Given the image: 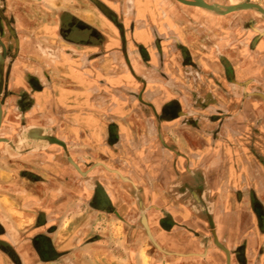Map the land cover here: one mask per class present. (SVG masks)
Returning a JSON list of instances; mask_svg holds the SVG:
<instances>
[{
    "label": "crops",
    "instance_id": "crops-1",
    "mask_svg": "<svg viewBox=\"0 0 264 264\" xmlns=\"http://www.w3.org/2000/svg\"><path fill=\"white\" fill-rule=\"evenodd\" d=\"M21 1L13 15L20 41L11 79L17 106L8 110L7 101L4 111L5 123L21 130L18 144L29 152L13 169L0 158V173L31 177L19 180L15 192L0 180V241L22 264L43 256V242L55 263L83 252L72 250L71 234L65 242L60 237L63 218L86 198L75 178L84 181L56 145L63 143L75 162L101 161L116 173L101 171V193L114 212L136 211V189L146 195V209L154 205L170 216L177 227L164 232L157 223L161 216L148 213L150 231L165 253L156 257L174 258L173 264H225L207 234L209 220L230 264H264V91L249 89L261 79H250L244 61L238 77L217 73L219 15L174 0H99L112 8L113 18L91 0ZM202 27L209 34L205 45ZM204 50L210 53L204 65L211 84L201 89ZM232 56H220L221 66L233 67ZM235 83L242 89H234ZM234 96L241 103L235 105ZM208 100L215 104L208 106ZM186 176L193 177L192 190L181 180ZM186 193L195 196L196 216L187 209ZM142 254L129 247L103 256L107 264H142ZM0 264H9L1 250Z\"/></svg>",
    "mask_w": 264,
    "mask_h": 264
},
{
    "label": "rangeland",
    "instance_id": "rangeland-1",
    "mask_svg": "<svg viewBox=\"0 0 264 264\" xmlns=\"http://www.w3.org/2000/svg\"><path fill=\"white\" fill-rule=\"evenodd\" d=\"M209 1L211 2L210 4L217 5L220 12H223L225 8L229 6L230 4L233 5L236 3L254 4L264 9V0H209ZM25 2L28 4L27 1ZM5 18L8 19V17L6 16ZM2 23L3 22H1V18H0V36L4 38L5 40H7L8 43H14L12 37L8 33L7 28L3 27L5 25L3 23V26H2ZM206 31L207 30H205V28L202 27L203 45H205L206 43H209V36H208L209 34H208V31L207 32ZM262 31H264V20H262V17L258 13H256L255 10H252V11L242 10L236 13L229 14V16L219 15V23H218V31H217V43H218L217 44L218 45L217 73L219 75L225 76L226 70L224 66H221L222 64L220 63L219 57L220 56L225 57V54L227 52L230 53V51H232L233 52L232 59L234 60L232 69H233V73L235 74V77L236 76L238 77L244 74L242 73V71H244L242 70L244 69V66H242V64L245 65L246 63V65L249 66V69H250L249 71L250 79H258V78L261 79L260 81L250 82L249 89L255 90V91H258V89H260L261 91H264V36H262V39H261L262 41L260 40L257 44L252 45L251 43L253 39H255L256 37H259L258 35ZM11 47H13V44H11ZM10 49L11 50L9 51L8 57L5 59V65L3 67L4 72L6 74L9 73L10 69L14 70L15 72V70L17 71V68H18V66L15 65L16 62L14 63V59L16 58L14 47ZM203 52L206 53L209 51L204 50ZM243 61L245 63H243ZM215 86H217L216 88L219 89L221 88L222 85L220 82L217 81V83L214 85V88ZM236 88L240 90L242 89L240 85H235L234 89ZM220 100H222V98L218 99V101L216 102V105L218 104V106H221ZM223 100L224 102L226 101L225 98ZM242 100L243 99L238 96L233 97V103L235 105L241 103ZM247 101L248 99H245V102ZM249 101H250L249 104L251 106L256 105V103L254 102L256 101L255 99L249 98ZM230 102H232L231 99H230ZM259 102L260 103L262 102V104H264V98H259ZM211 103L215 104L213 103V101H209V100L207 101L208 106ZM223 104L225 105L226 103H223ZM203 109H204V104H203ZM205 115L209 117L208 113L207 114L205 113ZM202 118H203L202 119L203 121L207 119L204 117ZM207 120H210V119L208 118ZM4 132L2 131L1 135H4L3 134ZM262 164H264V160H262ZM75 180H76L77 186L81 184L79 179L75 178ZM185 183L186 185H195V183H193L191 179H187ZM91 185H93V188H94L93 181H91ZM9 191L15 192L16 189L12 190L11 188H9ZM85 197L86 198L79 200L77 202V203H80L79 207L83 208L82 211H79L81 208L75 209L72 211L71 214L67 215L69 218H73L72 220H70V222L66 221L67 216L65 215V217L63 218V222L65 223V225L61 226L62 232L60 234L61 238L64 237L63 242L67 240L65 236L67 233L74 236L73 239H75L74 240L75 242L72 245L73 246L72 250L77 249L83 252L77 253L75 257H72V258L69 257L67 259H64L63 261L61 260L60 262L55 263L57 262L58 259L53 256V252L49 249L48 243L43 242V244H45V247L43 246L42 248L43 256L36 257L34 260L32 259L33 257L32 258L30 257L27 260L28 262L30 260V264H64L65 261H67V263L69 264H98V263L107 264L108 263L107 259L103 255H109L110 253H112V254H115V256H117L119 252H121V249L122 250L127 249L129 246L134 248V250L135 248H139L140 250L143 251V254H142L143 263L142 264H173L172 260L174 258L168 260L167 258L162 259L161 256L156 257L154 255V257H152L153 247L149 245L148 240L145 237H143V235H141L140 233H138L139 238L137 237V239L134 242L131 241L132 244H130L129 235L127 236L128 229L124 230L120 222H118L117 220L116 222L114 221V218H113L114 216L112 215L113 211L110 209L101 210V208L98 207V202L99 201L101 202V197L97 196L96 201H94V199L91 200L92 199L91 194H87ZM139 197L144 198V195H139ZM188 204L189 203H187V206L192 211L193 216L194 215L196 216L197 213L192 209L194 205L192 204L188 205ZM16 207L18 208V204H16ZM133 213H136L137 215V211H133ZM102 217H103V221L101 220ZM205 218L208 220V215ZM101 222H103L102 225H101ZM114 223H117V225L115 226ZM208 225H209L208 226V231H209L212 229V225L209 222V220H208ZM117 227L120 230H118ZM115 230H118L120 232V235H121L120 242L115 237V232H116ZM101 239L105 240V242L102 244H101ZM120 243L122 245V248H120L121 247ZM0 245H3L5 247V249H0V250H1V253L4 254L9 264H22L21 260L16 256L14 251H11L7 248L5 242L0 241ZM64 245L65 244H63V246ZM33 246L34 244L31 243L32 248ZM101 248L106 251L104 252L101 251Z\"/></svg>",
    "mask_w": 264,
    "mask_h": 264
},
{
    "label": "water",
    "instance_id": "water-1",
    "mask_svg": "<svg viewBox=\"0 0 264 264\" xmlns=\"http://www.w3.org/2000/svg\"><path fill=\"white\" fill-rule=\"evenodd\" d=\"M174 1L176 3H178L179 5H182L184 7L202 9V10L211 12L215 15H228V14L236 13V12H239L242 10H250V11L255 10L256 13H258L262 17V20H264V9H262L261 7H259L257 5H254V4H243L240 6L238 5V6H235L234 8H231V9L225 8V10L223 12H220L219 8L215 4H209V3L205 4L204 2H198L197 3L196 0H174ZM91 3L94 6H96V8L98 10L103 11L107 15H109V18L114 17L113 16V10L108 5L102 3L99 0H91ZM6 20H7V18L3 17V21L5 22V25L9 31V35L12 37V39L14 41V51L16 54V58L14 59V63H15L17 61V58H19V38H17L15 36V34H13L12 30L10 31V27H9V25L6 24L7 23ZM116 25H118V24H116ZM258 36L259 37H256L255 39H253L251 41L252 45L257 44L262 39V36H264V31L260 32V34ZM0 41H1V39H0ZM0 44H1L0 46H2V49H3L2 50L3 53H0V136L2 134L1 132H2L3 126L6 125L8 127V128H6V132H4L5 138H0V158L4 157V158L8 159L9 166L13 169L15 166L14 160L18 159L21 155H23L29 151L26 148H24L23 146L18 144L17 135L21 132V130L13 127L14 124H12L10 122L5 123V118H6V114L4 111V110H6V107L4 106L5 102L8 101V103L10 102V104H11V105L9 104L8 110H12V109L15 110L14 107L17 106V103H16V100H17L16 89L17 88L16 89L13 88L16 83H15V81L11 80L13 78L12 75L14 73V70L10 69L9 73H7V74L4 72L3 67L5 65V59L8 56H6V50L3 47L1 42H0ZM209 54H210L209 52H206V53L202 52V54H201L202 59L201 58L199 59V62L202 63V65H201L202 70H200V71H202L201 77H202V81H203V83H202L203 86L200 87L201 89H205V88H207V86H209V84H211L209 82V76L206 75V72H205V69H207L208 67L204 65L207 62V60L205 58H207L206 56H210ZM224 68L226 70L225 75L227 77L229 75V77L231 78V76L233 75L235 78V74L233 73V69L230 65L229 66L224 65ZM196 71L200 72L198 67H197ZM192 73H190V71H186L187 76H192ZM213 85H214V83L212 84V86ZM235 85H238V84L235 83ZM19 127L21 128V124ZM43 138L46 139L49 143L52 142L51 137H43ZM56 145H57V147H59V149L63 153L64 159L66 160V162L78 173L81 180L84 181V183L82 185L80 184L79 186L82 187L86 191L85 194L86 195L91 194L92 195L91 200L94 199V201H96L97 196L101 197V202L100 201L98 202V207L103 208L101 210H107V209L112 210L113 211L112 215L121 222L124 230L128 229L127 236L129 235V241H130L129 243L132 244L131 241L134 242L138 237V233H140L141 235H143V237H145L148 240L149 245H151L153 247L152 257H154L155 254H165L164 251L162 250V248L159 246V244L154 239V237L150 231V227L148 224V213L150 211H153V212H155L161 216L162 220H159L157 223H158L159 229L163 230L164 232L170 231L175 227L174 226L175 224L172 222L171 218L168 216L165 217V214L161 210H157L154 205H151L150 209H146V207L144 206V201L146 200V196L143 193L142 194L138 193L136 191V189H133L135 191V194L132 195V198L134 199L136 207H137L136 208L137 215H136V213H133L132 210H124L123 212L122 211H120V212L115 211L114 212L112 204H111L109 198L107 197V195L101 193V171L106 172L108 175L109 174L115 175L116 173L113 172L112 170L108 169L104 163H101V161L94 160V161H84V162L78 161V162H75L72 159V157L70 156V154L68 153L67 148L63 143H58ZM40 153H43L46 155L52 154V153H48L45 150L40 151ZM85 153H86V155H88V152H85ZM89 154L92 155V153H89ZM87 157H89V156H87ZM188 163L189 162H187V164ZM80 164L84 165V167H85L84 171H81V169L79 168L78 165H80ZM94 171H98V173L92 174ZM187 175H188V173H187ZM30 177H31V174L29 172L24 173V171L22 173H19V174L16 173L15 175L11 174V177H8V178H4L3 175L0 173V180L2 182L6 183V185H8L9 188H11L12 190L17 186V184H19L18 183L19 180L29 179ZM120 178H122V177H120ZM187 179H191V181H193V177H190V176H186L181 180L186 182ZM91 181H93V183H94V188H93V185H91ZM122 181L125 184H130L128 181H126L124 179H122ZM87 185H89V187L92 188V189H90V191H88L86 189ZM185 185H186V183H185ZM186 187L191 189L189 187V185H186ZM136 192H137V194H136ZM128 195H129V193H128ZM139 195H144V198H140ZM184 196L186 199V201H185L186 205H187V203H190V205L195 204L193 201V199L195 197L193 195V193H189V194L186 193ZM189 201H191V202H189ZM187 209H189V207ZM189 211H191V210L189 209ZM193 233L194 232L191 231L190 234L193 235ZM207 234L210 236V241L212 242L213 247L217 251L222 253L223 256L225 257V264H230V262H229L230 256H229L228 252L226 251V249L224 247H222L221 244L219 243V241L217 240L213 230L212 229L209 230L207 232ZM194 238L196 239V237H194ZM32 243H33V241H32ZM129 247L127 248V250L129 249ZM169 255H171V254H169ZM237 264H239V263H237Z\"/></svg>",
    "mask_w": 264,
    "mask_h": 264
},
{
    "label": "flooded vegetation",
    "instance_id": "flooded-vegetation-1",
    "mask_svg": "<svg viewBox=\"0 0 264 264\" xmlns=\"http://www.w3.org/2000/svg\"><path fill=\"white\" fill-rule=\"evenodd\" d=\"M203 2L206 4V3H211L209 0H203ZM18 3L19 4H21V3H23L21 0H7V1H5V0H0V18H1V22H3L4 23V25H5V22L3 21V17H8V19L6 20L7 21V25H9V27H10V31L12 30V32H13V34H15V36L18 38V36H17V34H16V32H15V30H14V28H13V23H14V18H13V15H16V13H17V9H15V8H17L18 7ZM54 4H57V5H59L60 4V0H55L54 1ZM208 5V4H207ZM240 6V5H243L242 3H236V4H230L229 6H227L226 8H234L235 6ZM245 6V5H244ZM9 14H10V16H9ZM232 14V13H231ZM224 16H229V14L228 15H224ZM3 23H2V26H3ZM3 27H6V25L5 26H3ZM7 28V27H6ZM8 30V29H7ZM8 33H9V31H8ZM1 37V36H0ZM1 39V43H2V45H3V47L5 48V50H6V56H8L9 55V51L11 50L10 48H13L14 47V43H8L7 42V40H5L4 38H0ZM11 44H13V47H11ZM1 45V44H0ZM19 47H20V41H19ZM3 49H2V46H0V53H3V51H2ZM7 58V57H6ZM17 60H18V58H17Z\"/></svg>",
    "mask_w": 264,
    "mask_h": 264
},
{
    "label": "bare ground",
    "instance_id": "bare-ground-1",
    "mask_svg": "<svg viewBox=\"0 0 264 264\" xmlns=\"http://www.w3.org/2000/svg\"><path fill=\"white\" fill-rule=\"evenodd\" d=\"M196 2H197V3H198V2H203V0H198V1L196 0ZM196 2H195V3H196ZM230 9H231V8H230ZM228 10H229V9H228Z\"/></svg>",
    "mask_w": 264,
    "mask_h": 264
}]
</instances>
